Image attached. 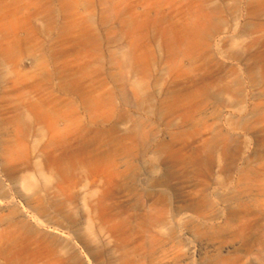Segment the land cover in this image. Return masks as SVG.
<instances>
[{
    "label": "rangeland",
    "instance_id": "obj_1",
    "mask_svg": "<svg viewBox=\"0 0 264 264\" xmlns=\"http://www.w3.org/2000/svg\"><path fill=\"white\" fill-rule=\"evenodd\" d=\"M6 7L0 264H264V0Z\"/></svg>",
    "mask_w": 264,
    "mask_h": 264
},
{
    "label": "bare ground",
    "instance_id": "obj_2",
    "mask_svg": "<svg viewBox=\"0 0 264 264\" xmlns=\"http://www.w3.org/2000/svg\"><path fill=\"white\" fill-rule=\"evenodd\" d=\"M17 17H18V11L11 9L9 7H6L2 10L1 14H0V21L4 24H12L15 23V21H17ZM14 35L16 38V34L17 32L14 31ZM102 229V228H101ZM149 229V228H148ZM103 230V229H102ZM101 231V230H100ZM148 231V230H147ZM103 233V232H101ZM1 234V233H0ZM3 235V234H2ZM155 238V237H154ZM179 240H181V242L183 243L182 245V251H183V255L181 256V258L190 261V251H191V247L189 245V241H188V236H182L179 238ZM130 239L128 237H123V236H119L116 237V250L122 252V254H124V257L129 256V254L131 252H138L142 249V244L138 245L135 248H131L129 249L130 245ZM19 252V251H18ZM19 254V253H18ZM26 254V253H25ZM24 255V254H23ZM37 256V255H36ZM5 260V259H4ZM11 260V259H10ZM7 261V260H6ZM25 261V260H24ZM27 261V260H26ZM264 261V260H263Z\"/></svg>",
    "mask_w": 264,
    "mask_h": 264
}]
</instances>
